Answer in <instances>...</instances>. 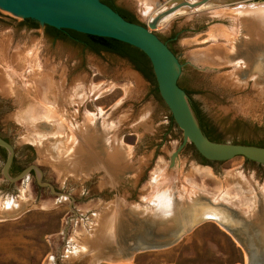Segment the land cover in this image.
I'll use <instances>...</instances> for the list:
<instances>
[{"label": "rangeland", "instance_id": "374dc122", "mask_svg": "<svg viewBox=\"0 0 264 264\" xmlns=\"http://www.w3.org/2000/svg\"><path fill=\"white\" fill-rule=\"evenodd\" d=\"M111 1L144 26L169 4L152 0V11L143 15L138 0ZM246 4L177 12L155 33L175 38L168 48L181 66L179 82L192 107L218 128L220 140L264 148V26L247 9L264 0ZM18 53L40 67L26 63L15 77L7 62ZM134 71L116 55L92 53L42 27L28 29L22 19L0 11V138L15 151L9 177L26 172L7 181L2 171L8 152L0 146V264H92L93 248L104 241L109 253L128 252L141 242L152 246L118 264H249L248 254L259 253L264 164L245 157L204 164L152 85ZM46 76L41 98H33L28 88ZM59 79L61 90L55 88ZM74 91L85 99L77 95L65 102L63 94ZM26 100L35 107L27 124L17 115ZM77 147L83 153L74 157L89 168L71 174L56 159L72 156ZM32 165L41 179L37 171H27ZM160 184L175 185L177 200L184 205L192 200L196 209L222 200L234 213L233 232L245 249L211 221L170 244L176 228L154 217ZM109 236L112 242L106 241Z\"/></svg>", "mask_w": 264, "mask_h": 264}, {"label": "water", "instance_id": "95a60500", "mask_svg": "<svg viewBox=\"0 0 264 264\" xmlns=\"http://www.w3.org/2000/svg\"><path fill=\"white\" fill-rule=\"evenodd\" d=\"M249 1L256 0H220V2L215 0H169L168 8L158 13L146 26L126 21L101 0H0V11L22 20H32L42 28L49 26L57 30H69L83 35L113 39L142 51L150 61L160 98L168 108L172 119L205 161L223 163L237 157H245L264 164V148L213 143L205 137L188 95L178 86L181 66L167 44L155 33L158 23L163 18L180 9L194 10L202 6L214 5V3L232 5ZM134 73L138 76L140 74L137 71ZM0 146L8 152L2 171L3 177L10 183H14L26 172L17 178H10L8 169L14 159L15 151L12 145L1 138ZM31 170L37 171L39 179H41V174L36 166H30L27 171ZM39 184L41 185L40 181ZM176 202L178 206L175 214L163 217L154 216L156 221L169 224L167 228L173 226L176 228L171 231L170 244L178 241L195 226L207 221L218 224L238 241L233 232V228L237 226L235 218H233L234 213L227 212L226 205L220 203L223 202L222 200L217 203L209 202L200 209H196L195 203L190 201L188 205H184V202ZM199 210L200 212L195 213L196 216H194V212ZM212 212L221 214V216H216ZM112 240V236L106 239L109 242ZM259 240V253L248 254L249 264H264V261H259L264 258L263 232H260ZM238 243H240V247L244 248L241 242L238 241ZM108 244L104 241L93 248V255H90L91 259L89 260L92 264L121 263L128 261L137 250L152 248L151 245L147 246L141 242L138 246H132L128 252L109 253L110 246Z\"/></svg>", "mask_w": 264, "mask_h": 264}, {"label": "bare ground", "instance_id": "6f19581e", "mask_svg": "<svg viewBox=\"0 0 264 264\" xmlns=\"http://www.w3.org/2000/svg\"><path fill=\"white\" fill-rule=\"evenodd\" d=\"M151 1L152 0H138V2L141 4V6H142V13H143V15H147L149 12H151L152 10V3H151ZM250 2H253V1H249V2H241V3H235V4H232V5H224V6H221V8H228V7H233V6H236L237 5V7L238 8H240L239 7V5L241 6V5H244V4H246V5H248V3H250ZM245 6V5H244ZM250 6V5H249ZM203 7H206V6H203ZM242 7V6H241ZM252 7V6H251ZM166 8H168V6L166 7ZM165 8V9H166ZM201 8V7H200ZM243 8V7H242ZM164 9V10H165ZM248 10H251L250 11V13L252 14V17H250V18H252L253 20H255L256 22H258L259 24H261V25H263L264 26V5H262V6H255V7H252V8H247ZM163 10V11H164ZM182 11H189V9L188 8H183V9H180V10H178V11H176V12H174L173 14H170V15H168V16H166L165 18H163L159 23H158V26L160 25V23L161 22H163V21H165V20H167V19H169L170 17H172L174 14H176L177 12H182ZM160 13V12H159ZM240 14V13H239ZM241 14H243L242 12H241ZM245 14V13H244ZM157 14H155V15H153L152 17H151V19L148 21V22H150L155 16H156ZM251 16V15H250ZM249 17V16H248ZM158 26H157V28H158ZM28 61V62H27ZM8 69H10L9 71H12V74H14V76L16 77L17 75H18V73H17V70L18 69H21L22 67H24V65L27 63V64H29V66H31V67H33V66H35V67H37V68H39L40 67V63L39 62H37L38 64H36V61H34V62H32L31 60H28L27 59V57L26 56H23V55H21V53H18L17 55H15L14 57H11V58H9V60H8ZM52 79V78H51ZM48 78H47V76L46 77H43L42 79H38V80H36L35 82H34V84H33V86L32 87H29L28 88V90L30 91V92H32V95H33V98H35V96H36V98L38 97V98H41V96H42V94H41V91L39 90V87L42 85H44V86H46V85H48ZM1 81V80H0ZM4 82H5V84H8L9 85V83L7 82V80H3V84H4ZM1 83V82H0ZM2 84V83H1ZM54 87V86H53ZM10 88V87H9ZM55 88L56 89H60L61 90V88H63V79H59V81H57L56 83H55ZM54 88V89H55ZM6 89V88H5ZM64 90V89H63ZM82 94V93H81ZM77 95H78V100L79 101H82L83 99H85V97H86V94H84V95H80L79 93H78V91H74V92H72V94H71V96H68V94H66V93H64L63 94V97H64V101L65 102H68V100H70L71 101V103L73 102V99L74 98H77ZM32 98V99H33ZM19 100H20V98H19ZM33 100H35V99H33ZM46 100H48V97H46ZM51 101V100H50ZM47 102V101H46ZM56 102H57V100H56ZM35 103V102H34ZM56 104V103H55ZM35 107H34V104H32L30 101H24V102H22V110L20 111V112H18V118L20 119V121H22V122H28V121H30L31 120V118L33 119V115H34V109ZM48 115H46L45 116V119H46V117H47ZM42 118V117H41ZM41 118L40 119H38V120H41ZM44 118V117H43ZM19 119H16V120H19ZM88 119V118H87ZM91 119V118H90ZM35 120V124L37 123L36 121V119H34ZM42 121H43V119H42ZM96 121V120H95ZM19 122V121H18ZM40 122V121H39ZM88 122V121H87ZM29 123V122H28ZM32 123V122H31ZM34 123V122H33ZM27 124V123H26ZM88 124H91V126L89 127L90 129H92V131L94 130V127L95 126H93L94 125V122H92V123H88ZM29 125V124H28ZM32 126V125H31ZM34 126V125H33ZM36 127V126H35ZM110 127H108V129H109ZM54 129H56V128H54ZM60 130V129H59ZM115 130V129H114ZM37 131V130H36ZM35 131V132H36ZM56 131V130H55ZM76 137L77 138H79V139H81V136L83 135L80 131L78 132V130H76ZM109 132V131H108ZM115 132H116V130H115ZM113 134V133H112ZM34 135V134H33ZM37 135V134H36ZM115 135V137H116V134H114ZM73 136V135H72ZM112 136V135H111ZM33 137V136H32ZM75 137V136H74ZM73 138V137H72ZM40 137L37 135V136H35V140H36V143L37 142H39L40 144H41V141H40ZM43 139V138H42ZM35 140H33V141H35ZM73 140V139H72ZM71 141V140H70ZM43 142V141H42ZM112 142V141H111ZM90 140H89V138L87 139V142H86V144L87 145H85L84 144V146L86 147V148H88L89 146H90ZM67 144V143H66ZM38 145V144H37ZM39 146V145H38ZM44 146V145H43ZM61 146V145H60ZM72 146V145H71ZM41 147V146H40ZM59 147V146H58ZM72 148V147H71ZM59 150V149H58ZM73 150V152H71L73 155L72 156H64V154H61V155H59V158L58 159H56V160H58L60 163H61V165H63V168H64V170L65 171H67V172H69V173H71V174H75L76 172H77V170L78 169H81V170H88V168H89V162H87V161H85V160H82V161H77V159L74 157V156H77V155H79V153H83V150L81 151V149L79 148L78 149V147L77 148H75V149H72ZM62 151V150H61ZM66 151V150H65ZM57 152H59V151H57ZM63 152V151H62ZM69 152V151H68ZM66 153V152H65ZM69 154V153H68ZM66 155H67V153H66ZM168 177V176H167ZM163 178V177H162ZM165 179H167V178H165ZM169 180V179H168ZM175 180V179H174ZM174 180H171L169 183H171L172 181V183H174ZM165 181V180H164ZM176 181V180H175ZM171 185V184H170ZM168 186V185H166V184H160V185H158L157 187H158V189H157V187H156V185H155V188L157 189H155L156 190V196H155V204H156V214H155V216L157 215V216H168V215H171V214H175V212H176V210H177V202L176 201H179V200H177V198H176V194H175V192H174V190H176L175 188V185H174V187H173V189L171 188V186ZM172 186H173V184H172ZM146 200H147V198H146ZM148 201V200H147ZM150 201V200H149ZM152 201H154L153 199H152ZM151 201V202H152ZM192 200H190V202H191ZM150 202V203H151ZM213 202H214V200H213ZM217 202H219L218 200H216L215 201V203H217ZM153 203V202H152ZM151 203V204H152ZM154 204V203H153ZM10 203L9 204H7V206H6V208H7V211L9 210V208H10ZM155 206V205H154ZM1 207V206H0ZM4 207V206H3ZM11 209V208H10ZM200 212V210L199 211H196V212H194V216H196V214L195 213H199ZM246 212V211H245ZM209 213H211V212H209ZM212 214H215L216 216L218 215V216H221V214H218V213H216V212H212ZM113 222V221H112ZM111 222V223H112ZM113 224V223H112ZM114 228V227H113ZM107 231H108V229H107ZM91 255H93V252L91 253ZM249 256V255H248ZM125 262V261H124ZM121 263H123V262H121ZM115 264V263H114ZM116 264H118V263H116Z\"/></svg>", "mask_w": 264, "mask_h": 264}, {"label": "trees", "instance_id": "16d2710c", "mask_svg": "<svg viewBox=\"0 0 264 264\" xmlns=\"http://www.w3.org/2000/svg\"><path fill=\"white\" fill-rule=\"evenodd\" d=\"M101 2L112 8L115 12L116 10L119 11V15L126 21L135 24H140L138 21H136L135 17L130 12L115 7L114 2H112L111 0H101ZM23 25H25L28 29L39 28V25L37 23L29 19L23 20ZM44 30L47 35L53 38L69 37L74 42L81 44L85 47V49L89 50L92 53H110L128 61L132 65V67L152 85L156 96L161 99L157 89V84L155 81L152 66L150 64L149 59L142 51L113 39L83 35L69 30H57L49 26H45ZM163 41H166L168 44H171L174 40L173 38H170L168 40ZM178 86L190 97L189 91L183 88L179 81ZM192 109L197 118L200 129L205 135V137L213 143H223L219 138L220 134L218 128L209 119H207V117L204 116V114L200 112L197 108L192 107ZM171 121L173 123L172 118ZM197 155L204 162V164L211 165L212 162L205 161L198 153Z\"/></svg>", "mask_w": 264, "mask_h": 264}, {"label": "flooded vegetation", "instance_id": "af4514ba", "mask_svg": "<svg viewBox=\"0 0 264 264\" xmlns=\"http://www.w3.org/2000/svg\"><path fill=\"white\" fill-rule=\"evenodd\" d=\"M116 7V6H115ZM118 8V7H117ZM115 9V8H114ZM116 10V9H115ZM116 12H118V14H120V12L119 11H117L116 10ZM137 21V20H136ZM161 39V38H160ZM175 38L173 37V40H174ZM162 40V39H161ZM163 41V40H162ZM164 43H166L167 44V46L169 47V44L166 42V41H163ZM15 164V156H14V159H13V161H12V163H11V165H10V167H9V169H8V174L9 173H11L10 172V170H11V168L13 167V165Z\"/></svg>", "mask_w": 264, "mask_h": 264}]
</instances>
